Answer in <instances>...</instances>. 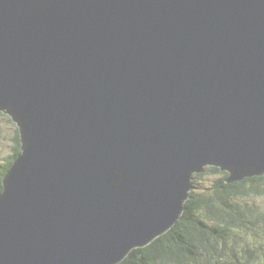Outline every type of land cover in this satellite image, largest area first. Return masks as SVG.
Instances as JSON below:
<instances>
[{"label": "water", "instance_id": "obj_1", "mask_svg": "<svg viewBox=\"0 0 264 264\" xmlns=\"http://www.w3.org/2000/svg\"><path fill=\"white\" fill-rule=\"evenodd\" d=\"M1 112L0 264L119 263L264 174V0H0Z\"/></svg>", "mask_w": 264, "mask_h": 264}, {"label": "trees", "instance_id": "obj_2", "mask_svg": "<svg viewBox=\"0 0 264 264\" xmlns=\"http://www.w3.org/2000/svg\"><path fill=\"white\" fill-rule=\"evenodd\" d=\"M1 132V129H0ZM22 152L19 129L14 136V150L0 165V194L3 179ZM218 172L221 177L213 193L191 191L186 209L177 223L164 234L144 247L134 248L116 264H264V240H239L232 231L247 233L259 224L264 234V219L257 209L235 201L237 197L260 194L264 174L252 175L243 180L228 182L230 172L215 165L205 171ZM197 173L195 178L202 175ZM206 211V216L201 215Z\"/></svg>", "mask_w": 264, "mask_h": 264}, {"label": "rangeland", "instance_id": "obj_3", "mask_svg": "<svg viewBox=\"0 0 264 264\" xmlns=\"http://www.w3.org/2000/svg\"><path fill=\"white\" fill-rule=\"evenodd\" d=\"M0 165L6 162V158L13 153L14 150V136L16 130L18 129L17 123L12 119V117L5 113H0ZM209 166V165H208ZM222 174L218 172L205 171L202 175L195 178L193 183V188L196 193H213L215 190V184L217 180L221 177ZM263 189V192L260 194H254L251 196L237 197L235 201L243 202L255 209L257 213H260V217L264 219V182L260 186ZM201 215L206 216V211L204 210ZM252 221H256L253 219ZM249 222L248 224L253 227L248 230L247 233H234L232 231V238H237L241 240H264V234L259 228V224L253 225L254 222Z\"/></svg>", "mask_w": 264, "mask_h": 264}, {"label": "bare ground", "instance_id": "obj_4", "mask_svg": "<svg viewBox=\"0 0 264 264\" xmlns=\"http://www.w3.org/2000/svg\"><path fill=\"white\" fill-rule=\"evenodd\" d=\"M197 174V173H196Z\"/></svg>", "mask_w": 264, "mask_h": 264}]
</instances>
